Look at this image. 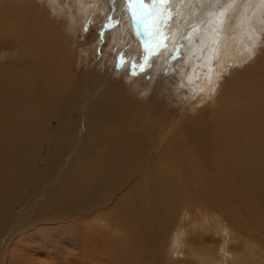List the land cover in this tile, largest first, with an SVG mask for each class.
<instances>
[{
    "label": "bare ground",
    "instance_id": "1",
    "mask_svg": "<svg viewBox=\"0 0 264 264\" xmlns=\"http://www.w3.org/2000/svg\"><path fill=\"white\" fill-rule=\"evenodd\" d=\"M254 1L251 16L237 2L226 1L220 9L221 0H171V17L159 3L142 6L135 41L149 50L163 23L168 32L151 50L138 85L147 92L153 84L156 95L180 106L177 117L125 95L111 74L98 77L86 64L84 74L74 67L77 49L64 45L48 25L54 23L45 10L49 0H41V19L26 12L36 10V0L0 6V235L13 221L15 203L35 187L41 188L38 212L49 202L57 212L49 220L82 218L81 229L93 230L83 243L91 251L107 248L110 264H153L152 257L165 250L173 264H183L185 257L189 264H223V258L229 264H264L260 236L243 241L249 233L242 226L236 231L229 218L240 213L239 206L264 198V54L215 83L264 43V21L255 17L264 12V0ZM92 6L84 0V11ZM193 38L200 40V61L184 86L176 78L184 68L180 53ZM10 58L14 65L4 62ZM169 73L174 80L165 77ZM211 88L218 91L207 106ZM194 98L201 102L188 107ZM35 203L19 213L22 219ZM101 227L111 234L119 230L125 246L111 254L106 246L116 241L99 243ZM201 229L223 238L215 254L199 251ZM249 243L252 249L243 246ZM143 245H155L153 253ZM102 256L106 261L108 255Z\"/></svg>",
    "mask_w": 264,
    "mask_h": 264
},
{
    "label": "rangeland",
    "instance_id": "2",
    "mask_svg": "<svg viewBox=\"0 0 264 264\" xmlns=\"http://www.w3.org/2000/svg\"><path fill=\"white\" fill-rule=\"evenodd\" d=\"M36 1L38 3L40 2V5L38 4L36 10L34 12H26L29 14L39 13V18L41 19V0ZM90 1L95 6L87 8L85 11L84 0H49L48 7H44V9L46 8L45 10L48 12L47 18H50L54 22L51 23L47 20L50 23L48 25L54 31H57L55 33L58 35L60 41L64 45H67L68 48L70 47V49H77V56L75 57L74 67H78L81 73L84 74L86 73L84 72L86 71V64V67H89V69L92 70L90 72H93L92 74L98 77L107 73L111 74L113 80L118 82L117 84L119 85L117 86L120 88V90L124 92L125 95L134 99L136 102L144 103V105H151L153 109L160 112L164 111L167 117H169L170 114L172 117H177L179 114H181L178 109L180 106L178 107L175 103H171L169 98L158 96L153 92V84L150 85V90H148L147 92H143L142 90H140V87L138 85L139 79H144L146 77L145 75H147V72H145L144 68L149 63L150 57L152 55L151 50H156L166 37L165 33L168 32V28L164 27V23L160 26L159 31L153 38V42L151 43L149 50H147L143 44H140L139 41H135L136 34H138V32L142 28L140 17H144L141 5L134 3V9H132V12H130L126 0ZM226 1H230L229 4L237 2V4H239L241 7L247 6L248 16H251L253 14V11H255V4L258 3V1L256 2L254 0H221L222 6L220 7V9L226 6ZM29 2L34 4L35 0H0V6L5 4L20 5ZM261 12L262 11L260 10L255 17L260 18L264 21V12ZM133 13H135V15H133ZM128 21L131 23L132 28H128ZM257 25L260 28L262 27L259 26V24ZM198 41L197 39L193 38L181 49L182 51L180 55L182 54L183 57L181 60L182 63L180 64L183 65L184 68L182 67L183 73H180L179 77L176 76V78L178 82L183 81L184 86L189 85V78L193 74H195L194 64H196L197 61H200L199 59H197L198 56L195 52L196 49H198L195 48V44ZM7 43L12 42L9 41ZM3 46L4 45H1L0 49ZM259 47L260 48L258 49V51H256L251 58L247 60L243 57L245 60L240 63H233V65L231 67L229 66L226 71H224L222 74H219L218 80L215 83L219 85V83H222L225 79H229L235 71L244 68L254 59H258L260 56H262L264 54V43ZM192 49H194V53H191ZM82 58H85L84 64H81L80 62ZM4 62H9L10 64L14 65L15 59L10 58L8 59V61ZM4 62H2V65L6 64ZM185 65H187V67ZM188 66H191V69H189ZM185 69L187 70L185 71ZM171 73L164 75L167 79L170 78L171 80H174L175 75ZM196 82H201V80L198 79L196 80ZM217 91L218 90L216 88H211L210 97L205 100L207 102V106H209L213 97L217 95ZM196 102L200 103L201 101H197V98H194L193 101H191V103L188 105V107L192 106ZM56 123V119H53L52 126L54 127ZM44 148V150H47L46 147ZM43 166V163H40L39 169H41V167ZM40 189L29 187L27 189L28 199L25 196L24 201L15 203V206L13 208V221L11 222V224H8L9 226L7 225L6 231L3 232L2 235H0V250L4 248L2 257L0 258V264H110L109 261L111 260V255L106 251L107 248L102 249L105 252L104 253L102 251V254L98 251L100 249L95 248L93 249V251H91L89 250V245L87 246L83 243V239H85L87 237V234H89L93 230L89 229L88 227L81 229V226L84 222H81L82 218H78L77 221L75 218L70 219V217L69 219L67 217L62 219L49 220V218H46V216H52L55 214V208H49V202L43 203L45 211H41V213L38 212L39 208H41V200L37 201L36 196L38 195L37 193L40 194ZM231 192H234V190H232ZM119 195L120 194H118V196ZM30 200L32 201V203H30ZM33 203H35L34 207L32 206L31 208L34 209H31L32 211H29L31 215H28V218L24 217L22 219V213H19ZM255 203L256 204L249 203L248 205L239 206L238 209L240 208V213L237 215L234 213H229L231 214L229 215V218H232L231 220L234 222V224L232 225L235 227L236 231L239 230V228L242 226V232L244 230L245 232L249 233L248 235H243V241H247L248 239L256 241L259 240L260 236L261 240L264 242V231L262 226V224L264 225V198ZM213 222L214 223H212V227L216 225L217 228L219 224H216V221ZM3 223L4 218L0 215V226ZM247 223H249L251 227L250 231L247 230ZM103 229L104 228L101 227L102 231ZM69 230H73L74 232L71 234L69 233ZM201 230L199 231V233L200 237L203 238L200 239L199 242V251H206L208 254H215L217 252L218 244H221L223 238L218 235H214L211 232H207L206 230ZM102 231H100L101 235L97 239L99 240V243L105 245L106 242L116 241L115 245L108 244L109 246H106L111 251V254L117 253L120 247L125 246V240H123V243H121L118 239V235H120L119 230H115L113 234H111L109 231H106L105 229L103 232ZM206 232L207 235L205 236ZM113 235H115V237ZM201 240H205L206 243L205 241L201 242ZM78 241L80 244L82 243L83 249L82 246L79 249L75 248L78 245V243L76 244V242ZM210 242H213L214 245ZM74 244L76 246H74ZM249 245L250 246H248L247 244H243V246L247 249H252L250 247H254L253 243H249ZM145 246H142V250L146 251L147 254L148 251H150V253H153L155 245H149L148 248L147 245ZM232 246L236 251L239 250L236 245L233 244ZM258 250L259 252L264 254L261 249L258 248ZM89 254H91V258L89 257L91 261L88 260ZM99 254L108 255L106 256L108 261H105L102 258L105 256L101 255V257L99 256ZM108 257H110V259H108ZM170 258L171 257L166 253L165 250L161 257H156V260L152 257V263L169 264ZM187 258L188 257L181 259L183 264H189V258L188 260ZM184 259L185 262L183 261ZM223 259V264H229L227 258ZM147 260L148 258L145 257L144 261L146 263H148ZM170 264H173V259L170 261Z\"/></svg>",
    "mask_w": 264,
    "mask_h": 264
},
{
    "label": "snow or ice",
    "instance_id": "3",
    "mask_svg": "<svg viewBox=\"0 0 264 264\" xmlns=\"http://www.w3.org/2000/svg\"><path fill=\"white\" fill-rule=\"evenodd\" d=\"M170 2H171V0H126V3L128 5L130 12H132V5L134 3L141 5V6H144V7H152V8H156L157 3H159L163 7V9L165 10L166 15L168 17H171V15H172V13L170 11H167V6L170 4ZM157 11L159 12V9H157ZM133 15H135V13H133Z\"/></svg>",
    "mask_w": 264,
    "mask_h": 264
}]
</instances>
